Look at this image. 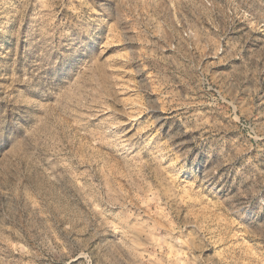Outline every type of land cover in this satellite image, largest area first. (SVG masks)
Returning a JSON list of instances; mask_svg holds the SVG:
<instances>
[{
  "label": "rangeland",
  "instance_id": "obj_1",
  "mask_svg": "<svg viewBox=\"0 0 264 264\" xmlns=\"http://www.w3.org/2000/svg\"><path fill=\"white\" fill-rule=\"evenodd\" d=\"M0 260L264 264V0H0Z\"/></svg>",
  "mask_w": 264,
  "mask_h": 264
},
{
  "label": "bare ground",
  "instance_id": "obj_2",
  "mask_svg": "<svg viewBox=\"0 0 264 264\" xmlns=\"http://www.w3.org/2000/svg\"><path fill=\"white\" fill-rule=\"evenodd\" d=\"M2 235V234H1ZM0 264H4L3 261L0 260Z\"/></svg>",
  "mask_w": 264,
  "mask_h": 264
}]
</instances>
